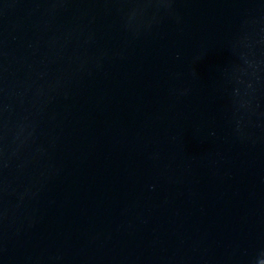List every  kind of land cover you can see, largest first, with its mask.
Returning a JSON list of instances; mask_svg holds the SVG:
<instances>
[{"label":"water","instance_id":"1","mask_svg":"<svg viewBox=\"0 0 264 264\" xmlns=\"http://www.w3.org/2000/svg\"><path fill=\"white\" fill-rule=\"evenodd\" d=\"M0 264H264V0H0Z\"/></svg>","mask_w":264,"mask_h":264}]
</instances>
